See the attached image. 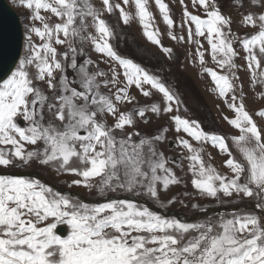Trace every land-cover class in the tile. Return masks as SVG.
I'll use <instances>...</instances> for the list:
<instances>
[{
    "label": "snow or ice",
    "instance_id": "1",
    "mask_svg": "<svg viewBox=\"0 0 264 264\" xmlns=\"http://www.w3.org/2000/svg\"><path fill=\"white\" fill-rule=\"evenodd\" d=\"M153 2L168 37L196 45L194 59L233 113L223 117L237 133L230 138L205 131L197 120L170 117L176 147L188 153L182 159L189 162L191 185L201 197L220 203L227 198L239 207L215 219L187 222L134 199L87 203L39 179L0 173V264H264V125L257 121L264 120V108L253 114L246 107L235 46L245 53L252 86L264 87V0H234L240 23L254 30L243 37L233 32V19L217 0H190L200 14L179 0L187 38L172 31L169 4ZM19 3L32 24L26 54L0 78V169L38 164L77 177L69 187L96 190L102 197L109 192L146 196L164 206L162 196L182 182L169 165H183L158 148L167 127L142 135L139 125L149 123V113L178 112L181 101L161 77L116 51L114 31L104 18L118 12L128 25L133 14L126 6H134L143 35L171 59L174 50L163 45L149 0H101L99 8L93 0ZM86 43L108 71L86 54ZM206 52L215 68L207 66ZM133 88L146 98L155 90L162 102L141 106ZM258 98L264 99V91ZM204 144L227 157L226 172L205 162ZM174 202V196L168 199Z\"/></svg>",
    "mask_w": 264,
    "mask_h": 264
},
{
    "label": "rangeland",
    "instance_id": "2",
    "mask_svg": "<svg viewBox=\"0 0 264 264\" xmlns=\"http://www.w3.org/2000/svg\"><path fill=\"white\" fill-rule=\"evenodd\" d=\"M7 2L16 10L19 18L21 19L23 25V32H24V45H23V52L21 58L26 54V36H27V29L31 26L32 21L29 18L30 12L26 8L20 5L19 0H7ZM115 3H122V0H113ZM166 3L169 4L171 9L172 18L175 21V27L172 29L174 33L179 35H184L187 38V29L181 28L180 25L183 23V16H182V6L179 4V0H165ZM185 2L189 6V10L193 11L194 14L197 13L195 9H192L190 0H185ZM218 4L221 7L222 12L225 15H230L233 19L232 29L233 32L238 37H243L245 34H250L254 30L251 28H246L240 23L241 17V10L235 6L234 0H217ZM93 3L96 7H101V0H93ZM123 6V5H122ZM149 8L150 11L153 12L155 16V26L160 30V39L164 46L172 47L176 55H173L171 60L160 50L159 47L151 44L146 37L143 35V30L139 24L138 19L135 18V8L132 5L126 6V10L133 14V19L130 21L128 25L122 23L119 18V13L116 12L112 16H109L105 13L104 18L109 20L114 31V37L112 38L111 43L115 47L116 51L127 58L133 59L137 63H141L140 65L145 67L150 73L157 75L162 78L163 82H166L174 92H176L181 104L179 106V111H174L173 113L163 114L159 116H155L149 113L148 119L149 123L144 124L141 123L139 125V131L141 134H150L154 135L157 134L162 127H167L169 129L168 133L166 134V139L158 144V148L164 152L166 157L169 160L178 159L181 161L183 167H175L174 171L176 175L181 179V183L179 185L172 186L167 193V196H162V202L164 206H161V203H158L154 200L149 199L153 203H158L159 208L164 209H173L174 211L180 213L182 212L186 216L193 215L195 213H203L202 211L206 209V207L214 206L218 207L225 206V207H235L237 206L235 203L227 202V198H224L225 202L220 203L215 201L211 198L201 197L197 191L191 185V173L188 171V161L186 159H182V156H187L188 153L186 150L180 149L176 147V136L178 135L174 131V125L172 120L170 119L173 115H180L182 117L188 118L190 120H197L200 122L202 127L205 131L215 132L219 134L227 135L229 138L231 135L237 134L234 129L231 128L227 124V122L223 119L225 115L231 117L233 113L226 107L224 102L221 98L217 95V93L213 90L214 86L213 83L206 74H204L201 70V66L198 63V60L194 59L195 55V44H189L184 42H178L171 40L167 33L169 29L167 25L163 22L162 17L156 8L153 0H149ZM202 12V10H200ZM90 31H93L90 29ZM35 39V38H34ZM204 44V48L208 49V45L206 41L200 38ZM37 42L38 39H37ZM144 46L150 52H158L161 56L167 61V65L169 70H167L164 76L161 72L154 69H160V64L156 62L154 59L148 60L147 58H141L135 56L132 48H140ZM237 50L239 51V56L236 58V63L240 65L238 70V75L240 77V81L238 83L243 84V91L245 93V104L247 109L250 113L255 114V112L261 108H264V99L258 98V93L264 91V87L260 85H256L255 87L252 86V82L250 79V73L246 68V61L244 59L245 53L240 48V45L237 43L236 45ZM89 47L90 49L85 50L86 54L90 56L94 61H96L99 65V68L108 71L109 65L101 62V57L99 54H96L90 44H85L84 48ZM135 51V50H134ZM181 58L182 61H181ZM173 59V60H172ZM205 59L207 62L208 67L215 68L216 65L211 60L210 55L206 52ZM172 61V64H171ZM170 62V63H169ZM171 64V66H170ZM170 66V67H169ZM154 68V69H153ZM95 71V67L92 68ZM71 75V73H70ZM172 78H176L179 82L187 85L189 93L182 92V88L179 89L174 84ZM174 84H170V83ZM166 84V85H167ZM167 85V86H168ZM192 90V91H191ZM102 91L107 92V89H102ZM180 93V96L179 94ZM131 94L137 97V100L140 102V105H147L152 102H162L161 94L155 92L153 90V96L151 98L143 97L139 91L135 88L131 90ZM131 107V106H128ZM255 118V117H254ZM259 124L264 125V120L257 118ZM109 123L111 120L109 119ZM179 135H183L184 138L190 139L185 134L180 133ZM192 143L200 147L201 145H196L195 141ZM229 143L231 144V140L229 139ZM204 160L206 163H212L217 167V169L221 172H226L227 169L223 168V161L227 158L225 155L219 153L216 148L211 147L209 144H204ZM211 153L213 159L209 161L208 154ZM237 157L239 158V154L236 153ZM22 171H34L42 174L45 176L49 182L53 184L61 185L63 188L89 196L92 199H96V197H101V195L96 191L92 190L89 191L88 189L82 186H72L69 187V183L71 180L76 179L77 177L67 175V174H58L54 169L46 166H40L38 164H33L30 167H25L22 169H16ZM125 193V192H120ZM119 192L112 193V194H120ZM187 193V195H185ZM110 194V193H109ZM128 194V193H126ZM108 195V193H106ZM175 197V201L172 204H168V199L171 197ZM198 204L200 208H194L193 205ZM225 210V209H224ZM220 211L219 214H227L231 212L233 209L230 208L229 211ZM209 216V215H208ZM217 217V216H216ZM216 217H212L215 219ZM190 222H194L192 219Z\"/></svg>",
    "mask_w": 264,
    "mask_h": 264
},
{
    "label": "water",
    "instance_id": "3",
    "mask_svg": "<svg viewBox=\"0 0 264 264\" xmlns=\"http://www.w3.org/2000/svg\"><path fill=\"white\" fill-rule=\"evenodd\" d=\"M23 48V26L16 11L8 4L6 0H0V78H6L10 74V70H14L18 60L20 59ZM2 173V172H0ZM70 195L79 197L77 194L69 192ZM118 198V197H117ZM126 198V197H120ZM141 204H145L153 211L160 213L166 217L175 216L183 221L190 222L192 219L206 218L209 214L220 212L222 210L229 211L230 208L210 209L204 214L194 216H183L174 210L163 211L154 207L148 200L138 197L129 196ZM87 201V200H86ZM96 202V201H95ZM102 202V201H97Z\"/></svg>",
    "mask_w": 264,
    "mask_h": 264
},
{
    "label": "trees",
    "instance_id": "4",
    "mask_svg": "<svg viewBox=\"0 0 264 264\" xmlns=\"http://www.w3.org/2000/svg\"><path fill=\"white\" fill-rule=\"evenodd\" d=\"M140 46H142V45H140ZM137 52H135V51ZM132 51L134 52V54H136V56L138 55H141L142 54V56L141 57H144V58H147L148 60H155L156 62H158V63H160V69H154V70H158V72H161V74L164 76V74L166 75V71L167 70H169V68H168V65H167V61L161 56V54H159L158 52H150V51H148L144 46H142V47H140V48H137L136 46H135V48H132ZM173 55H176V52H173ZM182 59L183 58H181V61H182ZM173 60V59H172ZM171 64H172V61H171ZM171 64H170V66H171ZM169 66V67H170ZM168 68V69H167ZM167 69V70H166ZM165 77V76H164ZM172 80H173V82H174V84L176 85V87H178L179 89H181L182 90V92H186V93H189L190 92V90H189V88H188V86L187 85H184L183 83H181V82H179V80H177L176 78H172ZM166 83V82H165ZM170 83V82H169ZM167 84V83H166ZM170 84H172V83H170ZM174 84H172V85H174ZM168 85V84H167ZM174 85V86H175ZM169 86V85H168ZM170 87V86H169ZM171 88V87H170ZM188 90H189V92H188ZM192 91V90H191ZM191 93V92H190ZM179 94V96H180V93H178Z\"/></svg>",
    "mask_w": 264,
    "mask_h": 264
},
{
    "label": "flooded vegetation",
    "instance_id": "5",
    "mask_svg": "<svg viewBox=\"0 0 264 264\" xmlns=\"http://www.w3.org/2000/svg\"><path fill=\"white\" fill-rule=\"evenodd\" d=\"M13 169H16V168H13ZM13 169H0V172H2V171H5V170H13ZM41 182H43V181H41ZM43 183H45V182H43ZM45 184H47V183H45ZM47 185H49V184H47ZM50 186V185H49ZM56 186H58V187H62L61 185H58V184H56ZM55 189V188H54ZM218 216V215H217ZM64 226H61V228H63Z\"/></svg>",
    "mask_w": 264,
    "mask_h": 264
},
{
    "label": "clouds",
    "instance_id": "6",
    "mask_svg": "<svg viewBox=\"0 0 264 264\" xmlns=\"http://www.w3.org/2000/svg\"><path fill=\"white\" fill-rule=\"evenodd\" d=\"M33 173H35L34 171H32ZM38 174V172H36ZM36 176V175H35Z\"/></svg>",
    "mask_w": 264,
    "mask_h": 264
},
{
    "label": "bare ground",
    "instance_id": "7",
    "mask_svg": "<svg viewBox=\"0 0 264 264\" xmlns=\"http://www.w3.org/2000/svg\"><path fill=\"white\" fill-rule=\"evenodd\" d=\"M16 11V10H15ZM16 67V66H15ZM15 69V68H14ZM123 194H126V193H123Z\"/></svg>",
    "mask_w": 264,
    "mask_h": 264
}]
</instances>
